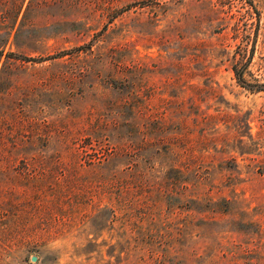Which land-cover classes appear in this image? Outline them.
I'll return each mask as SVG.
<instances>
[{
	"label": "rangeland",
	"instance_id": "1",
	"mask_svg": "<svg viewBox=\"0 0 264 264\" xmlns=\"http://www.w3.org/2000/svg\"><path fill=\"white\" fill-rule=\"evenodd\" d=\"M252 1L0 0V150L44 156L28 180L56 188L7 185L24 166L0 160V264L264 254V86L232 69L264 82V0ZM81 136L90 153L53 160ZM94 150L109 159L91 166ZM139 167L141 186L120 194L128 213L115 180ZM61 191L65 216L48 219L49 233L25 223Z\"/></svg>",
	"mask_w": 264,
	"mask_h": 264
},
{
	"label": "trees",
	"instance_id": "2",
	"mask_svg": "<svg viewBox=\"0 0 264 264\" xmlns=\"http://www.w3.org/2000/svg\"><path fill=\"white\" fill-rule=\"evenodd\" d=\"M241 2H244L247 4L248 8H255L253 1L252 0H240ZM229 2H231V0H229ZM26 57V56H25ZM232 69L234 71L235 76L237 77L238 81H242L244 83V85H246V87H248L249 89L252 90H260L262 89V87L264 86V82H262L261 84H252V83H247L244 82V80L242 79V70L241 68H239L238 63L235 62L232 65ZM228 114V113H226ZM229 118H231V120L235 117V115H231L228 114L227 115ZM216 115L215 114H208V115H204V118L206 119H210L212 120L213 118H215ZM91 136V135H90ZM90 136H81L79 137V139H76L75 141L79 140L80 144L77 147H73V149H70V155L65 158L62 156V154H57L56 157L53 158L54 161H61V160H65L66 162H68L69 164H72L74 161H77V159L81 158L82 153H90V151L88 150L89 147L94 149V146H92V141L87 138ZM249 138H252V134L249 132L248 134ZM79 149H81V151H79ZM96 157L95 158H89L91 160H88L89 164L91 166H97V165H101V162L104 161V159H109V156H101L102 154H97L98 151H95ZM173 152V150H172ZM45 157L40 155V154H36L33 151L28 152V150H25L22 147H14V148H5V149H1L0 150V160L1 162H3V164H13L15 163L17 160L20 162V164H23L22 166H24L23 170H16L15 173H13V176H10L9 179V183H5L7 185H17L20 184V182L23 179H27V181L23 182L26 186L25 189V194L30 193V190L32 189L34 192L39 193L41 192V190L45 189V190H56V188L54 187V183L49 182L46 183L45 181H32V179L30 178V180H28V176L27 173L29 171H27L25 168L28 167L29 164H33L36 160L37 161H43ZM9 166V165H6ZM5 169H9L6 168ZM6 170V171H7ZM4 172V171H3ZM6 174V173H5ZM141 168H136V170L134 172L130 173L131 177L128 178H121V179H116L115 180V185H117V190H118V196L120 197V194H123V192H125L126 194L129 195L128 192H130L133 188H138L141 186ZM138 179V180H136ZM7 181V180H6ZM1 183V182H0ZM22 183V182H21ZM56 185L60 186L59 184L56 183ZM1 186V185H0ZM54 187V188H53ZM58 189H61V187H57ZM7 192H11L12 189H6ZM62 191L59 193L60 195H57V198L52 199L53 204L55 205L54 209L52 207L49 206H44L41 202H39V204L33 209L32 213H30L29 218L26 219L25 223H31L32 229L37 228L38 231H44L43 233H49L50 232V225H44L46 222H49V218H61L63 217V215L65 216V211L63 210V206L60 203V198H63L64 196L61 194ZM1 196V193H0ZM121 199L123 200V204L125 205L126 209L128 210L131 209V202L129 200V198L127 199V202L124 201V198ZM65 200V199H63ZM62 200V201H63ZM3 201V198L0 197V205L2 204L1 202ZM121 201V200H120ZM9 202H11V200L9 199ZM24 203H32L29 194L27 195V197L25 198V200L22 202ZM59 212V214L57 213ZM129 213V210L127 211ZM7 212H5L4 209L0 208V217L4 218L6 217ZM127 215V214H126ZM130 215V214H129ZM130 219V216H129ZM51 220V219H50ZM43 224V225H41ZM225 254V253H224ZM255 255V260H253L252 258V251H249L247 249L244 250V252L242 253V263L239 262H235L234 264H264V254H260L258 252L253 253ZM230 264V263H228Z\"/></svg>",
	"mask_w": 264,
	"mask_h": 264
},
{
	"label": "water",
	"instance_id": "3",
	"mask_svg": "<svg viewBox=\"0 0 264 264\" xmlns=\"http://www.w3.org/2000/svg\"><path fill=\"white\" fill-rule=\"evenodd\" d=\"M31 259L32 260H35L36 259V256L35 255H32Z\"/></svg>",
	"mask_w": 264,
	"mask_h": 264
}]
</instances>
